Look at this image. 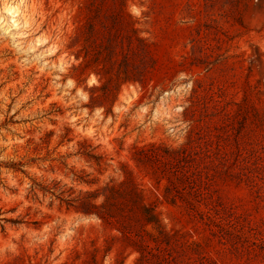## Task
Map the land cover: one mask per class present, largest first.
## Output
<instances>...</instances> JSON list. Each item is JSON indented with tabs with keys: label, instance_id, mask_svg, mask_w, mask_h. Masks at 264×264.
<instances>
[{
	"label": "rangeland",
	"instance_id": "374dc122",
	"mask_svg": "<svg viewBox=\"0 0 264 264\" xmlns=\"http://www.w3.org/2000/svg\"><path fill=\"white\" fill-rule=\"evenodd\" d=\"M0 264H264V0H0Z\"/></svg>",
	"mask_w": 264,
	"mask_h": 264
},
{
	"label": "trees",
	"instance_id": "16d2710c",
	"mask_svg": "<svg viewBox=\"0 0 264 264\" xmlns=\"http://www.w3.org/2000/svg\"><path fill=\"white\" fill-rule=\"evenodd\" d=\"M128 175L129 174H126L125 179L121 182L108 185L102 194L99 192H86L83 198L79 199V203L83 206L84 213L97 216L105 224H110V221L113 219L121 220L122 216L119 214L117 203L129 202V200H122L126 196H129L135 206L134 209L140 221L152 229L149 231L147 230L149 237L154 241L164 242L163 239L167 236V233L165 234L164 225L156 213L155 206L146 202L143 192H141L137 186L135 187L130 184V178L127 177ZM100 195L104 197L102 204H94L93 201L99 198ZM72 201L74 202L75 199ZM95 205L97 207L94 208V211L85 208Z\"/></svg>",
	"mask_w": 264,
	"mask_h": 264
}]
</instances>
